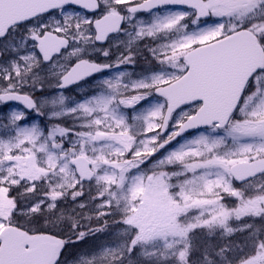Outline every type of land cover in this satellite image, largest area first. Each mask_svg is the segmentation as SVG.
<instances>
[{
	"label": "snow or ice",
	"instance_id": "obj_1",
	"mask_svg": "<svg viewBox=\"0 0 264 264\" xmlns=\"http://www.w3.org/2000/svg\"><path fill=\"white\" fill-rule=\"evenodd\" d=\"M0 39V104L23 106L0 124V264H67L103 231L63 210L85 183L116 232L76 264H264V228L240 223L264 221V0H0ZM141 42L156 66L133 78ZM97 73L79 99L36 95ZM198 229L244 235L193 259Z\"/></svg>",
	"mask_w": 264,
	"mask_h": 264
},
{
	"label": "trees",
	"instance_id": "obj_2",
	"mask_svg": "<svg viewBox=\"0 0 264 264\" xmlns=\"http://www.w3.org/2000/svg\"><path fill=\"white\" fill-rule=\"evenodd\" d=\"M94 196L95 195L93 193H89L87 191L83 193L82 197H77L76 201L88 203L90 205L88 206V208L74 212L72 209V204L66 201L64 203H67V205L66 204L62 205L63 210L65 211L66 214L75 215L76 218L80 220V223L86 226L87 228L91 227L95 229V228L105 227L102 223L103 219H107L109 225L114 224L111 218L105 217L99 220L96 218L95 212L93 211L92 206H93V201L98 202V200L93 199ZM228 199L230 200L231 198H228ZM87 217H92V219H87ZM245 221L249 224H252L255 229L264 228V221H262L261 218L259 217H255V218L245 217L244 221H241L240 223H243ZM234 223L235 222H232V224ZM81 230H84V229H81ZM243 235L244 234H237L231 238L226 239L224 236H221V235L210 236L207 234L206 230L198 229L193 234V240H194L193 259L198 258L199 255L206 248L211 250V249H214L217 245H223L228 242L240 243V241L243 239ZM100 247L101 245H98V244H73L67 247L64 258H66L67 256H74V255L84 254L87 252H92L94 250L99 249ZM131 264H144V261L140 258V255L137 252H134L133 255L131 256Z\"/></svg>",
	"mask_w": 264,
	"mask_h": 264
},
{
	"label": "rangeland",
	"instance_id": "obj_3",
	"mask_svg": "<svg viewBox=\"0 0 264 264\" xmlns=\"http://www.w3.org/2000/svg\"><path fill=\"white\" fill-rule=\"evenodd\" d=\"M149 46H154V45L149 44L147 47H149ZM98 53H102V52H100V51L94 52L92 54V56H95ZM151 57H152V55H151ZM9 59H10V57H6L5 61L3 63H7V61ZM154 67L155 66H145V67L140 68V69H133V71H129L128 68L120 69V70L128 71V72L133 74V78H136L137 75L145 74V73L149 72L151 69H153ZM45 75H47L48 79H50V80L52 79L51 76H50V73H47L46 69L41 72V76H45ZM97 82H98V79L96 81L90 83L89 86L78 90L77 91V95H73V96H69L67 94H64V95H66L68 97H71L73 99H79L80 97L88 95L89 93H91L96 88ZM57 92H58V90L55 87V81L52 80V83L45 88V91H44L43 94L40 93V92H37L36 94H38L37 96H41V95L51 96L53 94H56ZM143 103H145V102L141 101V104H143ZM137 107H139V105H137ZM14 110H21V109L12 107V108H8V110H6V111L0 112V124L7 123L8 122V118L11 116V113ZM128 111H129V114L131 115L132 110L129 109ZM34 117L37 120V122H41L42 124H43V122L44 123H49L48 118L46 116H37L36 114H34L31 117H29V120L31 121ZM53 122H55V121H53ZM161 151L163 152L164 150L162 149ZM157 155H159V153H157ZM91 187H92V190H95L94 186H91ZM84 188H85V186H84ZM93 194L95 195L94 197H96V195H97L96 191ZM226 202L232 203L233 200H231V199L229 201L226 200ZM85 207H86V205H85ZM74 209L78 210L80 208H78V205H76ZM236 224H237V222H235L233 224V226H236ZM100 228H104V230L103 231H97V232H94L93 234H91L89 236V238H92L91 240L89 238L86 240V237H87L86 236L85 239L81 240L78 244H98V245H101V246L105 245V244H110L115 239L116 225L114 226V224H111V225L107 224V227H100ZM82 229L87 231L88 228L86 226H84V228H82ZM237 234H242V233H235L234 235H237ZM234 235H232V236H224V237L226 239H228V238L233 237ZM193 242H194V240H193ZM80 255H82V254H80ZM80 255L67 256L65 258V260H66L67 264H76V261H77V259H78V257ZM140 258L143 261L146 259V258H144L142 256H140Z\"/></svg>",
	"mask_w": 264,
	"mask_h": 264
},
{
	"label": "flooded vegetation",
	"instance_id": "obj_4",
	"mask_svg": "<svg viewBox=\"0 0 264 264\" xmlns=\"http://www.w3.org/2000/svg\"><path fill=\"white\" fill-rule=\"evenodd\" d=\"M73 8H70L72 10ZM16 41H19V37H16ZM6 42L2 39H0V51H2L5 48ZM147 42H142L139 45L138 51L134 53V60L135 63L132 65H121V69L128 68L129 71H133V69H140L145 66H156L154 59L151 57V53L147 50ZM104 47H107V45H104ZM120 51H123V48L121 46ZM117 55V50L115 48H111L109 51V56L105 57L103 56L102 53H98L95 56H92V58L97 62V63H111L115 60V57ZM6 57H10L9 53H5L4 55H0V63H3L5 61ZM114 70H110L109 73L113 72ZM104 74L97 75L93 77L92 79H89L78 86L74 88L67 89L63 91L64 94H67L69 96L77 95V91L89 86L90 83L96 81L99 77H101ZM38 95V94H36Z\"/></svg>",
	"mask_w": 264,
	"mask_h": 264
},
{
	"label": "water",
	"instance_id": "obj_5",
	"mask_svg": "<svg viewBox=\"0 0 264 264\" xmlns=\"http://www.w3.org/2000/svg\"><path fill=\"white\" fill-rule=\"evenodd\" d=\"M69 7H74V8H75V6H69ZM105 71L107 72L108 70H105ZM98 74H101V73L94 74V76H96V75H98ZM94 76H92V77H94ZM92 77H87L85 80L79 81L77 84H73V85L69 86V88L74 87V86H76V85L82 83L83 81H86V80H88V79H90V78H92ZM67 89H68V88H67ZM63 90H65V89H63ZM5 104H17V105H20L19 102H14V101H9V102H7V103H5ZM20 106H22V105H20ZM22 107H23V106H22ZM30 113H31V112H30ZM185 135H187V133H185ZM178 139H179V137L177 138V140H178ZM173 142H175V141H173Z\"/></svg>",
	"mask_w": 264,
	"mask_h": 264
}]
</instances>
